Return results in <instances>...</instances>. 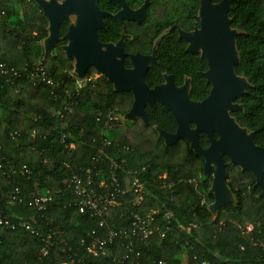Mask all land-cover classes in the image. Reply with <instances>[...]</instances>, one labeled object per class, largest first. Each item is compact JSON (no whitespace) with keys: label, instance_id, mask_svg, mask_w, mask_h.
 Masks as SVG:
<instances>
[{"label":"trees","instance_id":"1","mask_svg":"<svg viewBox=\"0 0 264 264\" xmlns=\"http://www.w3.org/2000/svg\"><path fill=\"white\" fill-rule=\"evenodd\" d=\"M229 16L232 27L241 32L237 38L240 64L236 73L253 86L240 101L244 110L232 115L239 125L255 132V143L264 147V0H235ZM47 28V19L32 0H0V63L22 73L19 78L11 74L0 76V197H8L13 188L21 191L20 201L10 206L2 201L0 205L12 220L22 218L39 233L36 236L25 229L12 231L0 226V264H62L70 259L83 260L84 264H120L114 258L125 255V264L161 260L166 264H264V199H259L260 191L253 189V176L224 158L227 183L237 204L223 207L212 222L208 208L201 204L203 197L210 203L214 200L209 195L212 179L203 173V160L183 140L174 146L165 145L153 129L157 126L175 133L173 115L157 104L147 108L149 126L142 120L122 121L131 109L132 95L115 92L113 85L94 68L80 86L73 64L61 48L66 40L44 61L42 44L48 36ZM67 29L68 24L63 22L61 37ZM126 31L134 38L127 43L129 52L150 53L163 29L126 27ZM120 34L119 24L109 19L99 38L102 42H117ZM189 59L174 33L165 36L158 50V64L146 76L147 84L154 87L162 83L163 72L175 75L181 84L184 74L178 70V63ZM200 64L198 61V69ZM36 66L45 69L56 86H34L26 73ZM94 75L99 77L93 78ZM192 77V97L200 98L201 92L206 96L210 87L205 80L196 73ZM68 104L72 106L71 113L65 111ZM112 110L120 119L113 123L112 130H106ZM107 131L113 134L108 137ZM63 134L67 135V145L75 146L71 154L66 152ZM105 139L111 141L108 155H114L117 162L126 160L118 177L127 197L111 211V228L118 231L128 227L134 214L153 217L150 225L154 233L145 244L136 243L139 256L127 250L126 240L114 243L106 256L88 255V249L105 238L106 229L100 228L97 218L79 212L69 177L90 167ZM200 144L209 146L206 135L200 136ZM24 165L32 171L30 177L22 175ZM134 177L145 183L147 196L141 206L133 203L135 193L130 181ZM34 191L38 195L49 192L52 203L44 209L30 205ZM166 212L173 214L172 229L161 238L156 228L165 226ZM248 226H252L249 232ZM46 241L49 252L42 256ZM185 252L187 257L183 259Z\"/></svg>","mask_w":264,"mask_h":264},{"label":"water","instance_id":"2","mask_svg":"<svg viewBox=\"0 0 264 264\" xmlns=\"http://www.w3.org/2000/svg\"><path fill=\"white\" fill-rule=\"evenodd\" d=\"M48 21V36L43 40L45 61L61 45L67 59L73 64L74 74L83 80L92 68L101 73L114 86L116 92H129L133 104L123 120L135 123L141 119L149 126L146 109L156 104L162 105L176 120L177 130L168 133L153 126L165 145L174 146L183 140L196 156L204 162L203 173L212 179L209 195L214 200L208 208L212 222L218 218L223 207L236 205L237 198L227 183L224 158L229 164L249 172L255 177L256 187H260V198H264V148L255 143V132L242 127L232 113L243 110L239 103L248 89L253 86L245 76L236 73L240 64L237 38L241 32L232 27L229 12L235 0H200V28L186 32L178 29L179 37L188 41L187 52L200 54L207 60L208 70L200 73L208 85L209 95L202 101L190 97L191 83L186 79L177 86L174 76L165 74V82L151 88L145 77L152 64L157 63V51L161 42L159 37L150 55L139 52L125 53V34L123 20H134L133 14L123 9L114 15L121 24V39L118 43H103L98 32L105 29L104 18L109 13L101 11L95 0H32ZM114 2V0H110ZM124 1V0H123ZM146 7L141 9L146 13ZM62 22L68 23L66 34L60 36ZM173 28L165 31L167 34ZM129 56L133 68L127 69L125 58ZM194 125V127H192ZM200 134H205L209 146L200 144Z\"/></svg>","mask_w":264,"mask_h":264},{"label":"built area","instance_id":"3","mask_svg":"<svg viewBox=\"0 0 264 264\" xmlns=\"http://www.w3.org/2000/svg\"><path fill=\"white\" fill-rule=\"evenodd\" d=\"M2 15L5 14L4 11L1 12ZM11 74L14 78H19L22 76V73L17 70L15 67H11L6 63H0V76ZM74 74V72H73ZM71 74V75H73ZM30 82L36 86L42 83H45L48 86H56V82L53 77L40 66H36L33 71H28L26 73ZM94 78V77H93ZM92 79V78H90ZM89 79V80H90ZM79 80V79H78ZM83 80H79V85ZM67 113H71L72 106L69 104L65 107ZM114 110L110 111L108 114V122L106 124V130H112L114 122L119 121ZM124 121V120H122ZM14 138V135L11 134ZM67 135H62V141L65 143V149L68 154H71L75 146L73 144L67 145L66 143ZM111 147V141L105 139L103 143L97 148L96 154L91 159L90 167L82 169L78 173L72 174L69 177V186L71 187L72 193L76 197V207L79 212L83 215L97 218L99 220L100 228L106 229V235L104 239L97 240L89 249L88 255L90 257L98 258L106 256L110 253L111 246L118 242L126 240V248L136 256H139V249L137 248L136 243H146L149 238L154 233L153 227H151V222L153 220L152 215L141 216L138 214L133 215V219L128 227L121 228L118 231L111 228L110 213L115 207L121 206L127 197V190L124 188L121 183L118 173L119 169L126 164L125 159L119 160L117 162L115 158L108 155V150ZM127 151H130L129 147H126ZM65 167H68V163L65 162ZM145 168H143L144 170ZM22 175H27L30 177L32 171L24 165L21 169ZM190 183L193 181L190 180ZM200 182L196 184L198 186ZM130 188L135 193V198L133 203L136 206H141L142 201L147 192L145 191V183L140 180L138 177L132 178L130 181ZM38 186H35L37 191ZM34 191L30 194V205H34L40 209H44L47 205L51 204L53 201L52 196L48 192L47 195H38ZM21 200V191L19 188H13L9 192L8 197L1 196L0 202L6 203L8 206L15 204ZM202 206L209 208L211 203L203 197L201 200ZM172 212H166L164 215V220L166 222L164 227H157L156 230L161 235V238H165L168 231L172 229ZM0 226L15 231L17 229H25L31 234L39 236V233L33 229V227L24 219L18 218L17 220H12L3 208L0 205ZM193 228H196L197 225H192ZM252 230V226H248L246 231L249 232ZM47 245L42 249L41 255H48V241ZM185 256L183 257V255ZM182 255V258L187 257V252ZM128 257L125 255L122 258H114V261L125 264ZM196 259V257H195ZM62 264H84L83 260L76 261L75 259H70ZM139 264V263H138ZM153 264H166L165 261H158ZM202 264H209L207 261H204Z\"/></svg>","mask_w":264,"mask_h":264},{"label":"flooded vegetation","instance_id":"4","mask_svg":"<svg viewBox=\"0 0 264 264\" xmlns=\"http://www.w3.org/2000/svg\"><path fill=\"white\" fill-rule=\"evenodd\" d=\"M59 1H62V0H59ZM95 1H96V5L98 6V8L101 11L110 14L109 16H106L104 18L105 29L100 30V31L106 30L107 20H109V19L116 21L119 24V27H120V30H121V24L118 21V19H116L114 17V15L117 14L118 12L122 11L123 9H127L128 10L127 12H131L133 14L132 16H133L134 20H123V26L125 28V34L130 37V39H127L125 41V53L128 54V55H133V54H135L137 52H139V53H141L143 55H150L152 53V49H153L154 43L159 37H161V42H160V45L158 47V50H159V48L161 46V43H162V41H163L165 36H167L169 34H172V33H174L176 35L177 39L180 41L181 47L184 48V52L186 54H188L189 57H191V59H189V60L180 61L178 63L179 64L178 70L181 73L184 74L183 75V82L181 84H178L176 82L175 75H173L171 73H168V72H163L162 73L163 82L158 84V85H156V86H159V85L163 84L165 82L164 75L168 74V75L174 76V79H175V82H176L177 86L183 85L187 78L190 79V83H191L190 97H191L192 100H194V101H202L209 95V92H210V89H211V85H208L206 80L202 76H200V73L205 72V71L208 70V68H209L208 62H207V60L201 58L200 54H192V53L187 52V47H188L189 43L185 39L180 38L179 37V33H178V29L179 28L184 30V31H186V32H191V31H194L196 28H200V20H199L200 0H124V1L123 0H114V2H112L110 0H95ZM212 2H213V0H212ZM213 3H215V2H213ZM143 7H146L145 8L146 9V13L145 14H143L141 12V9H143ZM126 27H129V28H148V29L149 28H151V29L152 28L153 29L154 28H156V29L162 28L163 32H162L161 35L158 36L157 39L154 40L150 53H143V52H141L139 50H136L134 52H129L127 50V43L129 41H132L134 38H133V36L131 34L127 33ZM171 28H173V29L166 34L165 31H167V30H169ZM100 31L98 32V35H99ZM121 34H122V30H121ZM121 34H120V39H121ZM99 40H100V38H99ZM118 41L117 42L109 41V42H103V43L116 44V43H118ZM198 61L201 62V64H200V68L201 69H198V66H197ZM157 64H158V51H157V63L152 64L150 69H149V71L151 70V68L154 65H157ZM124 65H125V67L127 69L133 68V65H132V62H131V59H130L129 56H127L125 58ZM149 71H148V73H149ZM193 73H196L199 77L204 79L205 83H206V86L210 87L209 92H208V94L206 96H203L202 94L204 92H201L200 93V98H193L192 97V91H193V77H192V74ZM98 77H99V75H97V77H94V78H98ZM145 82H146V77H145ZM154 87H151V88H154ZM113 89H114V86H113ZM119 93H129V92H119ZM132 97H133V95H132ZM239 103H240V101H239ZM150 109H152V108H150ZM243 110H241V111H243ZM146 111H147V109H146ZM138 120H141V119H138ZM192 127H194V125H192ZM201 135H205V134H200V136ZM261 148H264V147H261ZM252 182H253V189L260 191L259 195H258V198L259 199H264V198H260L261 189L258 186L256 187L255 177L254 176H253V181Z\"/></svg>","mask_w":264,"mask_h":264},{"label":"rangeland","instance_id":"5","mask_svg":"<svg viewBox=\"0 0 264 264\" xmlns=\"http://www.w3.org/2000/svg\"><path fill=\"white\" fill-rule=\"evenodd\" d=\"M94 77H97V75H94ZM128 123H130V122H128ZM111 134H113V133H111V132H109V131L106 132V135H107L108 137H110ZM184 256H185V254L183 255V257H184Z\"/></svg>","mask_w":264,"mask_h":264}]
</instances>
